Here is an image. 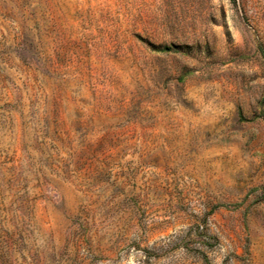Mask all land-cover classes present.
Returning <instances> with one entry per match:
<instances>
[{
    "label": "rangeland",
    "instance_id": "rangeland-1",
    "mask_svg": "<svg viewBox=\"0 0 264 264\" xmlns=\"http://www.w3.org/2000/svg\"><path fill=\"white\" fill-rule=\"evenodd\" d=\"M0 264H264V0H0Z\"/></svg>",
    "mask_w": 264,
    "mask_h": 264
}]
</instances>
